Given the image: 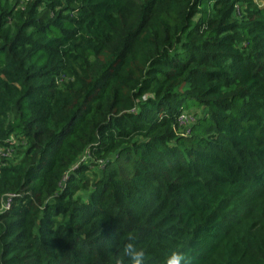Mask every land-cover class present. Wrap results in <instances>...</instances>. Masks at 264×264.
Here are the masks:
<instances>
[{
	"label": "trees",
	"instance_id": "obj_1",
	"mask_svg": "<svg viewBox=\"0 0 264 264\" xmlns=\"http://www.w3.org/2000/svg\"><path fill=\"white\" fill-rule=\"evenodd\" d=\"M262 1L0 0V264H264Z\"/></svg>",
	"mask_w": 264,
	"mask_h": 264
},
{
	"label": "clouds",
	"instance_id": "obj_2",
	"mask_svg": "<svg viewBox=\"0 0 264 264\" xmlns=\"http://www.w3.org/2000/svg\"><path fill=\"white\" fill-rule=\"evenodd\" d=\"M122 239V247H119L122 258L118 259L115 264H123L124 258L129 260L130 264H147L145 251L138 247V235L134 231H128ZM164 264H194V257L190 252L176 247L168 252Z\"/></svg>",
	"mask_w": 264,
	"mask_h": 264
},
{
	"label": "rangeland",
	"instance_id": "obj_3",
	"mask_svg": "<svg viewBox=\"0 0 264 264\" xmlns=\"http://www.w3.org/2000/svg\"><path fill=\"white\" fill-rule=\"evenodd\" d=\"M258 3H262V0H255ZM89 175V174H88ZM248 208H246L245 211H247ZM246 213V212H245ZM256 226L255 221H253L252 218H249V216L246 219H242L240 221V224L235 229V234L242 235L243 237L249 238V240L254 239V235L258 239L259 237H264V233L261 231L255 232Z\"/></svg>",
	"mask_w": 264,
	"mask_h": 264
},
{
	"label": "built area",
	"instance_id": "obj_4",
	"mask_svg": "<svg viewBox=\"0 0 264 264\" xmlns=\"http://www.w3.org/2000/svg\"><path fill=\"white\" fill-rule=\"evenodd\" d=\"M191 118L188 117L184 112H181L178 115L177 121L180 127H184L186 122L190 120ZM9 206V200L8 198L1 204L0 208H7Z\"/></svg>",
	"mask_w": 264,
	"mask_h": 264
}]
</instances>
